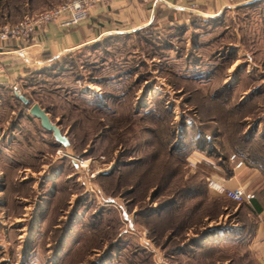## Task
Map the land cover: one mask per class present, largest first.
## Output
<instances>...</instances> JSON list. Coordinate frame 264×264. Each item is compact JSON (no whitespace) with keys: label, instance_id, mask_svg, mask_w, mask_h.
I'll list each match as a JSON object with an SVG mask.
<instances>
[{"label":"rangeland","instance_id":"1","mask_svg":"<svg viewBox=\"0 0 264 264\" xmlns=\"http://www.w3.org/2000/svg\"><path fill=\"white\" fill-rule=\"evenodd\" d=\"M66 1L0 0V27ZM183 13L184 23L170 16L66 52L24 81L23 96L46 111L69 150L0 91V219L12 242L15 219H46L42 264H257L249 244L256 215L209 194L182 160L186 151L170 148L186 125L228 158L264 159V0L213 18ZM131 161L139 164L123 169ZM44 198L46 211L36 206ZM260 199L264 207V187Z\"/></svg>","mask_w":264,"mask_h":264},{"label":"crops","instance_id":"2","mask_svg":"<svg viewBox=\"0 0 264 264\" xmlns=\"http://www.w3.org/2000/svg\"><path fill=\"white\" fill-rule=\"evenodd\" d=\"M251 1L255 0H198L195 9L189 10L188 8L192 4L191 0H156L147 5L140 0H116L107 8H99L89 19L73 28L61 29L55 25H49L29 47L20 48L14 42L0 44V91L6 90L9 93L8 97L11 98L16 95L15 88L19 87L21 94L25 95L24 81L31 75L38 74L39 68L44 66L48 60L82 48V46L96 43L107 35L129 34L147 28L154 23L158 26L164 25L171 22L169 21L170 16L175 22L184 23L187 18L183 12L186 10L194 16L213 18L229 7ZM22 124L23 122H19L18 126L13 125L11 133L21 129ZM11 135L15 136V133ZM14 143L15 138L9 140L8 146L3 150L9 152L14 147ZM8 152L1 153V155L10 161L12 155ZM187 161L193 168L200 171L208 186L209 194L221 195L215 193L209 186L213 184L228 191L240 189L246 194L253 193L255 195L251 201L244 202L257 217L255 230L249 235V244L252 257L257 264H264V207L259 197L264 187V175L259 169L249 168L245 164L235 168L229 159L228 169H226L221 164L195 152L188 156ZM58 166L56 169H60ZM56 169L53 173H60V170ZM53 173L52 175H54ZM48 178L49 175L46 179ZM43 180L45 181V177ZM32 189L34 190V186ZM4 191L5 187H0V196L4 194ZM38 205L39 210H47L45 198L38 200L36 206ZM30 208L31 205H28L24 207V210ZM32 215L29 218L23 214L22 218L13 221V227L15 226L17 233L16 240L13 242L10 240L14 231L6 228L8 219H0V264L43 263L40 258L42 254L37 246L41 227L46 219L37 217L36 214ZM10 227L13 228L12 225H9ZM47 252L50 251L47 250Z\"/></svg>","mask_w":264,"mask_h":264},{"label":"built area","instance_id":"3","mask_svg":"<svg viewBox=\"0 0 264 264\" xmlns=\"http://www.w3.org/2000/svg\"><path fill=\"white\" fill-rule=\"evenodd\" d=\"M116 0H67L62 5L49 8L47 11L26 17L15 25L0 27V44L14 42L20 48H26L33 44L37 36L49 25H55L61 29H69L89 19L99 8H107ZM143 4H151L156 0H140ZM198 0H191L189 10L195 9ZM205 1V0H203ZM229 161L235 168L243 166V161L235 154ZM216 193L223 194L226 198L236 202H249L255 197L253 193L246 194L240 189L228 191L219 185H209Z\"/></svg>","mask_w":264,"mask_h":264},{"label":"trees","instance_id":"4","mask_svg":"<svg viewBox=\"0 0 264 264\" xmlns=\"http://www.w3.org/2000/svg\"><path fill=\"white\" fill-rule=\"evenodd\" d=\"M196 17H198V16H194V15H190L189 16V18L193 21V18H196ZM191 21V22H192ZM151 26V25H150ZM145 29V28H144ZM118 35H120V34H118ZM25 98H27L26 96H24ZM16 100H19L17 97H16V95H15V97H14ZM27 100H29V104L28 105H25L21 100H19L20 102H21V104L24 106V107H30L32 104H33V102H32V100H30V99H28L27 98ZM42 108V107H41ZM254 122H256V120L254 121ZM256 123H258V121L256 122ZM255 123V124H256ZM255 124H253V126L255 125ZM183 126H185L184 128H183V136H182V138L180 137L176 142H174V144H172L173 146L170 148V151L172 150V152L173 151H176L177 150V152H178V150L180 151V152H182V151H186L185 153H187L186 155H184V156H182V157H184V158H182V160L184 161V162H186V163H188V161H187V158H188V156L190 155V154H192V153H199V154H202V155H204L206 158H208V159H210V160H213L215 163H219V164H221L222 166H224L226 169H228V166H227V163H228V155H227V153H226V151H225V147L221 144V143H219L218 145H217V147H210V143H211V141H210V143L209 142H207V136H205L206 137V140H205V138H204V140H205V145L203 144H198V142H197V140H198V138L200 137V133L198 134V135H196V134H192V135H190V132H189V129L186 127V125H183ZM210 129H212L213 131H214V128H213V126L212 125H210ZM173 128V127H172ZM190 128H194V127H190ZM253 134L254 133H256L257 132V127L255 126V131H251ZM175 132H174V128H173V134H174ZM182 133V132H181ZM172 134V137L174 138V135ZM213 135V137H215V138H219L220 137V135L218 136L217 134L215 135V134H212ZM194 138H196V139H194ZM192 143V146L193 147H191L190 148V150L188 151L187 149H186V146H188V144L189 143ZM190 143V144H191ZM233 148V147H232ZM237 153L235 154L236 156H237V154H238V158H239V156H240V158L239 159H241L242 161H243V163L247 166V167H252V168H257V169H259L260 170V172L264 175V159H253V158H249L248 156H244L240 151H236ZM179 153V152H178ZM137 164H139L138 162H134V161H131V163L129 162V163H125V164H122V166H123V169H126V168H130V167H133V166H135V165H137ZM116 171H112L110 174H109V176H111L113 173H115ZM106 175H108V174H106ZM143 176V175H142ZM108 177V176H107ZM113 178V177H112ZM141 178V177H140ZM142 179V178H141ZM140 179V180H141ZM204 179V178H203ZM204 182H205V180H204ZM206 184V183H205ZM262 191V190H261ZM261 195V194H260ZM260 197V196H259ZM228 200H230V199H228ZM263 205V204H262ZM166 207H168V205L167 206H165V207H163L162 208V210H164ZM59 232V231H58ZM60 233H62V232H60Z\"/></svg>","mask_w":264,"mask_h":264},{"label":"water","instance_id":"5","mask_svg":"<svg viewBox=\"0 0 264 264\" xmlns=\"http://www.w3.org/2000/svg\"><path fill=\"white\" fill-rule=\"evenodd\" d=\"M16 97L21 100L25 105L29 104V100H27L20 92L19 87L15 88ZM28 115L36 118L39 121L40 127L47 133H50L53 137L54 141L65 150H69L70 143L67 138L58 128L56 124H54L50 118L49 115H47L46 111L40 107L38 103L32 104L28 108ZM73 164L76 166V164L73 161Z\"/></svg>","mask_w":264,"mask_h":264}]
</instances>
